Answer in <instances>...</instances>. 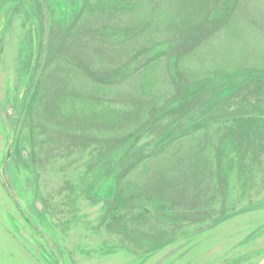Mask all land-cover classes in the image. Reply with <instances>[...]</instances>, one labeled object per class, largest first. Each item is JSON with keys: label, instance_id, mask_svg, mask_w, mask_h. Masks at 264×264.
I'll return each mask as SVG.
<instances>
[{"label": "trees", "instance_id": "1", "mask_svg": "<svg viewBox=\"0 0 264 264\" xmlns=\"http://www.w3.org/2000/svg\"><path fill=\"white\" fill-rule=\"evenodd\" d=\"M251 5L79 0L67 22L53 20L58 35L42 34L23 60L29 157L19 135L11 141L39 195L51 159L81 149L78 188L105 201L99 230L120 248L150 253L222 218L235 172L264 159V28ZM243 16L260 41L231 59L219 45ZM243 73L259 74L202 100ZM202 104L215 107L199 116ZM165 119L176 127L140 144Z\"/></svg>", "mask_w": 264, "mask_h": 264}, {"label": "rangeland", "instance_id": "2", "mask_svg": "<svg viewBox=\"0 0 264 264\" xmlns=\"http://www.w3.org/2000/svg\"><path fill=\"white\" fill-rule=\"evenodd\" d=\"M39 1L0 0V264H257L264 257V159L245 172L247 175L235 172L222 218L150 253L120 248L116 235L99 230L106 203L91 199L78 188L89 151L76 149L52 158L44 169L42 190L46 197L39 195L33 172L12 158L11 141L18 135L24 155H30V151L28 155L24 152L27 126H23L20 112L26 89L22 76L24 54L31 53L37 33L38 39L46 32V36L56 37L58 26L49 31L53 20L60 16L67 22L79 0H55L54 5L41 0L45 21L33 28L42 19ZM249 1L254 9L251 17L264 28V0ZM244 17L219 45L231 59L239 57L245 43L248 47L256 38L260 41L255 28H251L254 26L243 21ZM29 22L31 28H27ZM258 74L231 76L208 90L202 100L228 83L236 85ZM214 107L206 110L202 104L199 116ZM174 127L176 124L165 119L142 136L140 144L157 141Z\"/></svg>", "mask_w": 264, "mask_h": 264}, {"label": "flooded vegetation", "instance_id": "3", "mask_svg": "<svg viewBox=\"0 0 264 264\" xmlns=\"http://www.w3.org/2000/svg\"><path fill=\"white\" fill-rule=\"evenodd\" d=\"M40 2V5H39V13H40V18H42L41 19V21L40 22H38L37 24H36V22L33 24V28L34 27H40L41 26V22H44L45 21V16H46V12H45V6H43L42 5V3H41V0L39 1ZM10 15H11V13H10ZM2 19H5V14H4V16H3V18ZM27 28H31V24H30V22H29V24H27ZM24 58H25V54H24Z\"/></svg>", "mask_w": 264, "mask_h": 264}, {"label": "water", "instance_id": "4", "mask_svg": "<svg viewBox=\"0 0 264 264\" xmlns=\"http://www.w3.org/2000/svg\"><path fill=\"white\" fill-rule=\"evenodd\" d=\"M36 41L38 42V33L36 34ZM24 141H25L24 152L26 155H28L30 148H29L28 136L26 134L24 136ZM10 154H11V149L9 148L8 155ZM257 264H264V257Z\"/></svg>", "mask_w": 264, "mask_h": 264}]
</instances>
